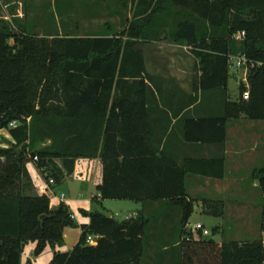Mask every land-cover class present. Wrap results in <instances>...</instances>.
<instances>
[{
    "label": "trees",
    "instance_id": "obj_1",
    "mask_svg": "<svg viewBox=\"0 0 264 264\" xmlns=\"http://www.w3.org/2000/svg\"><path fill=\"white\" fill-rule=\"evenodd\" d=\"M125 3L132 18L115 34L96 36L93 30L78 36L75 27H67L40 37L28 34L15 18L16 31L4 24L0 29V130H8L14 142L0 148V264H21L30 242L36 244L33 256L63 244L64 229L76 226L72 213L63 203L52 210L48 195L34 193L26 165L34 163L55 188L74 173L78 159L101 160L95 201L157 202L180 209L179 244L167 253L177 254L171 264H264V235L254 242L217 243L204 240L200 231L197 238L186 233L193 212L187 176L221 180L225 160L172 150L164 141L167 129L160 130L151 116L175 110L176 117L195 106L180 117L185 147H223L230 121H264V0ZM237 35L242 38L236 40ZM163 40L188 47L198 63L199 76L183 102H173L175 89L186 95L178 86L162 89V79L146 70L141 45ZM237 55L247 61L246 83L232 102L225 92L229 58ZM201 110L209 113L196 115ZM11 122L15 128H9ZM252 176L263 199L264 233V163ZM203 212L222 218L223 205L204 200ZM82 213L89 223L80 226L78 243L55 252L50 264H143L147 219ZM88 237L96 244H88Z\"/></svg>",
    "mask_w": 264,
    "mask_h": 264
},
{
    "label": "crops",
    "instance_id": "obj_2",
    "mask_svg": "<svg viewBox=\"0 0 264 264\" xmlns=\"http://www.w3.org/2000/svg\"><path fill=\"white\" fill-rule=\"evenodd\" d=\"M132 18L131 6L126 4L125 0H96V3L91 4V7L88 12L84 14V19L88 23V26H92L93 30H96V36L100 32L108 31L109 33H118L124 29L125 23L130 22ZM42 35V34H41ZM76 35V34H71ZM83 36V35H78ZM141 50L144 55L145 66L148 74L153 78H160L162 82H159L162 89L174 88L178 86L182 92H184V97L181 95L177 89L176 94L172 96L173 102H183L186 100V96L192 94V82L196 77L199 76L198 72V63L196 59L190 54V50L186 46H180L176 44H171L165 40L159 42H145L141 45ZM164 64L167 70H170V74H163L159 68ZM168 80H174L175 83H168ZM214 97L215 95H210ZM209 98V100L211 99ZM170 96H166V100H169ZM202 100V95L199 94L198 103ZM181 104L173 107H180ZM195 106L182 111L178 116H174V111L160 112L152 111L151 116L155 117L158 120L157 125L160 130L167 129L166 136L164 141L167 140L169 148L172 150L178 151V148L186 149L188 155L194 158H212L217 156H223L225 160V175L221 180H213L208 178H203L205 182L209 183L210 190L205 200H208L210 197L215 196H228L227 191L215 190L214 186H220L222 182L226 179V167H227V158L230 155L229 151V141H228V132L227 128V138L223 147L219 146H199L192 145L190 147H185L181 141L182 139V126L180 122V117L183 114H186L187 111L194 109ZM209 111H203L196 113L198 116H206ZM193 114V113H192ZM195 115V116H196ZM161 131V132H162ZM0 133H3L4 139L0 143L1 149L8 148L13 144L8 130H0ZM243 145L244 142L242 141ZM42 147V146H40ZM245 144L242 148H246ZM241 148V149H242ZM244 150V149H243ZM233 151V156H244L246 150L248 153L254 152L256 148L250 147L246 150ZM243 151V152H242ZM81 160V161H80ZM242 160H247V157L244 156ZM249 161V157L247 162ZM80 163L81 169L87 171L85 190L77 191L76 194L70 192V189L67 187L69 180H73L75 175V170L78 169V164ZM232 164L235 162H231ZM233 164V165H234ZM96 167V180L94 183H91L88 178V171L90 168ZM28 174L31 178L34 193L41 195L46 194L50 199V208L55 210L60 204L66 205L72 217L76 223V226L73 228H65L63 231V244L61 246L52 249L47 246L44 251L39 256H33L35 249V243H28L24 246L23 252L21 255V264H50L52 257L55 252H68L70 251L79 241L81 229L80 226L87 225L89 223V218L85 216L82 212H93L94 210L93 201L95 198L99 199V194L97 192V186L101 183L102 176V164L100 159H78L75 163L74 173L67 177L64 182L55 188L50 187L40 175V172L34 165L30 162L26 165ZM82 177L83 175L80 174ZM88 181V182H87ZM92 188V189H91ZM95 190V194H93ZM63 191L69 192L68 198L63 194ZM71 193V194H70ZM188 193V192H187ZM63 195V199L61 196ZM105 201L101 203L96 201L97 205H103ZM113 202L111 206L117 207L119 209L129 208L133 212L126 215V218H135L137 215L143 216L149 222L146 225V238H145V253L142 259L143 264H171L177 262V254L170 255L167 254L171 249H174L179 244V219L180 214L178 211L171 209L169 206L157 202H146V203H135L136 205H128L123 201H107ZM165 205V206H164ZM162 208V209H161ZM155 211H160L159 220H157L154 225L151 227L152 221L150 220V214ZM147 239V241H146Z\"/></svg>",
    "mask_w": 264,
    "mask_h": 264
},
{
    "label": "rangeland",
    "instance_id": "obj_3",
    "mask_svg": "<svg viewBox=\"0 0 264 264\" xmlns=\"http://www.w3.org/2000/svg\"><path fill=\"white\" fill-rule=\"evenodd\" d=\"M96 0H0V29L2 25H7L11 30L16 31L13 19L19 21V25L28 34H47L65 31L67 27L76 28L74 32L77 35H85L93 32L88 29V23L84 19V14L89 11L91 4ZM12 43V40H10ZM159 70L163 74H170L162 65ZM245 71L236 66L229 69L230 78L227 81L225 95L229 101L235 102L239 99V87L246 83ZM231 77H236L237 81ZM220 97V96H219ZM224 95L222 94V99ZM221 101V97H220ZM220 104V102H219ZM228 141L230 155L227 158L226 179L220 186H214V189L227 191L228 196H215L205 200L210 188L209 183L201 177L187 176L186 189L189 198L193 200V212L186 225V233L197 238L198 231L195 230L199 224L210 233L209 236H203L204 240H213L217 243L237 242L246 243L259 240L264 233L261 232L260 218L263 205V199L259 190L258 181L252 176L256 168H260L264 163V121H251L246 118H240L228 123ZM4 134L0 133V143L4 139ZM244 142L246 148L255 147L254 152L248 153L246 148H242L241 142ZM242 148V149H241ZM246 150L244 156L249 157V161L242 160V156H233V151ZM243 150V151H244ZM242 151V152H243ZM81 161V160H80ZM231 162H235L233 165ZM75 170L73 180H69L68 188L70 192L76 194L77 191L85 190L87 171L81 169L80 163ZM88 171V178L91 183L96 180V167ZM80 174L83 176L81 177ZM88 182V181H87ZM92 189V188H91ZM95 194V190L92 191ZM70 193V194H71ZM68 198L69 192L63 191ZM208 198V197H207ZM213 203H222L223 217L208 215L203 212V201ZM102 202V201H101ZM100 202V203H101ZM128 205H136L134 202L123 201ZM94 210L104 214L117 221H123L127 214L133 210L129 208L119 209L111 206L113 202L105 201L103 205H97L93 201ZM163 206L162 204H159ZM165 206V205H164ZM162 209V208H161ZM180 212L178 207L171 208ZM150 214L152 221L151 227L159 220L160 211ZM147 241V239H146Z\"/></svg>",
    "mask_w": 264,
    "mask_h": 264
},
{
    "label": "built area",
    "instance_id": "obj_4",
    "mask_svg": "<svg viewBox=\"0 0 264 264\" xmlns=\"http://www.w3.org/2000/svg\"><path fill=\"white\" fill-rule=\"evenodd\" d=\"M241 38H242V35H237L235 37L236 40H240ZM229 65H230V67L236 66L237 68H241L245 72H247V61H246L245 57L242 55L231 56L229 58ZM250 66L253 67L254 64H251ZM257 66H260V64H258ZM245 76H246V73H245ZM242 97H243V99L246 100L248 98V92L247 91L244 92ZM16 125H17L16 122H11L9 124V128H15ZM36 160H37V157H34L33 161H36ZM49 184H52L51 180H50ZM61 199H63V195L61 196ZM195 230L200 231L203 236H209L210 235V233L206 230H203V227L199 224L196 226ZM86 242L90 245H95L96 244V238L95 237H88Z\"/></svg>",
    "mask_w": 264,
    "mask_h": 264
},
{
    "label": "water",
    "instance_id": "obj_5",
    "mask_svg": "<svg viewBox=\"0 0 264 264\" xmlns=\"http://www.w3.org/2000/svg\"><path fill=\"white\" fill-rule=\"evenodd\" d=\"M231 78H233V79H235L237 81V78L236 77H231Z\"/></svg>",
    "mask_w": 264,
    "mask_h": 264
}]
</instances>
